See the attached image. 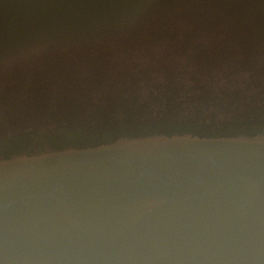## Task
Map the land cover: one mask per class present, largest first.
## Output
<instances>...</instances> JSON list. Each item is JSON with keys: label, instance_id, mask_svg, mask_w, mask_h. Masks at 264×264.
<instances>
[{"label": "water", "instance_id": "water-1", "mask_svg": "<svg viewBox=\"0 0 264 264\" xmlns=\"http://www.w3.org/2000/svg\"><path fill=\"white\" fill-rule=\"evenodd\" d=\"M0 264H264V134L0 160Z\"/></svg>", "mask_w": 264, "mask_h": 264}, {"label": "trees", "instance_id": "trees-1", "mask_svg": "<svg viewBox=\"0 0 264 264\" xmlns=\"http://www.w3.org/2000/svg\"><path fill=\"white\" fill-rule=\"evenodd\" d=\"M178 20L195 28L180 31ZM143 31L151 43L169 39L164 45L171 53L157 59L159 53H153L151 45L144 47L147 40L142 44L126 41L133 37L141 40ZM249 34L264 41V0L0 1V63L41 50H45L44 61L50 56L49 49L65 46L68 41L90 46L120 42L128 61L116 62L103 53L102 58L81 59L84 70H57L54 66L38 70L23 62L12 69V76L6 77L9 70L3 73L0 86L21 82V87L15 88L20 89L16 99L20 98L22 109L18 110L20 120L11 122L10 138L0 142V150L8 155L0 160L41 154L47 147H98L124 136L263 134L264 93L255 91L260 89L257 83L262 84V70L251 73L252 83L243 90L255 91L251 104L246 94L241 100V89L230 95L214 86L213 77L208 78L218 75L222 54H229L219 49L241 47L235 39ZM226 38L234 40L233 44L216 42ZM201 39L211 42L198 44ZM236 51L230 56L241 54ZM211 55L219 57L208 59ZM205 58L211 66L202 67ZM198 69L205 78H196ZM113 74L117 76L110 77ZM233 99L241 100L242 105L234 104ZM221 112L229 117L219 128L215 123Z\"/></svg>", "mask_w": 264, "mask_h": 264}, {"label": "flooded vegetation", "instance_id": "flooded-vegetation-1", "mask_svg": "<svg viewBox=\"0 0 264 264\" xmlns=\"http://www.w3.org/2000/svg\"><path fill=\"white\" fill-rule=\"evenodd\" d=\"M231 29H233V26L231 27ZM248 36L249 37L243 38L241 40L235 39L237 42L236 44L240 45L241 47L227 48L224 46L223 48L219 49V51L223 49L224 53L229 52V54L228 55L222 54L223 55L221 58L222 61L220 63L221 70L218 72V75L215 76L214 75L215 73H213L212 76L208 77L210 74L209 73L207 77L208 78L213 77V79L216 81L215 87L218 86V87H222L228 90L227 92L230 95L233 93L232 91H234L235 89L236 90L241 89L242 90L241 100L244 99L243 95L246 94L247 102L249 101L248 104H251L252 102L251 95L254 94L255 91L264 93V89L260 88L261 86L259 85L261 84H259L258 82L257 86L258 88H260L259 90L250 91L252 93H247L246 91H243V90H245L244 88L249 86L252 83L251 77H250L251 73H253L254 71H258V70L259 72L260 70L264 71V55L259 54V52H262V53L264 52V41L258 40V38H256V36L252 34H249ZM134 40H136V38L133 37V40H131V38H128L126 41L135 42ZM146 40L148 41L149 45H151L152 47H156V48H151V50H154L153 53H159V55L157 56V59H159L161 56L167 57L168 54L171 53L170 50L166 48H159L157 44L151 43L149 39L146 38ZM218 41H220L221 44L222 42H224L225 45H231L234 42V40H232L231 38L216 40V42ZM166 42L170 43V40L167 39ZM210 42H211V39L207 41V43H210ZM108 43L109 44L98 43L95 46H90V44L86 42L74 43L73 41H68V43H66L65 46H61L55 49H49L50 56L46 58L48 60L45 59L44 61H41V58L43 56L42 53L45 52V50L37 54L36 57H33L37 52L35 51L30 55H22L14 59H10V58L5 59L4 60L5 63L4 62L0 63V67H5L4 64H6L7 69L10 72L9 76L7 77H10L12 76V69H15L16 66H18L19 64L23 62L28 67L34 65V66H37L40 70L45 69V67L47 66H54L55 68H57V70H59L61 67H64L67 69L78 67L79 69L84 70L86 66L84 64H79V61L81 59H91L92 60L93 58H96V57L102 58L101 54L103 53H108L109 57L114 58L116 62H120V61L128 62L127 57H125V54H124L125 50L121 49L120 46L118 45V43L120 42L114 43L111 41ZM114 44L117 46V48L112 47V45ZM236 50L240 51L241 54L230 56L231 51L237 52ZM108 54H105V55H108ZM216 57H219V56L211 55L210 58L208 59H214ZM33 58H35L34 61H33ZM233 60H236V61H233ZM208 61L210 60H207V58H205V60L203 61L205 63L202 64V67H206L207 64L209 63L211 66L212 62H208ZM119 70H121L122 72V68H120ZM115 76L117 75L113 74V76H110V77L114 78ZM1 81L2 80H0V82ZM202 81H205V80L203 79ZM47 82H44V83L46 84ZM62 84L63 83H60V85ZM8 87H10V89ZM15 87H21V82L14 81L12 85L0 86V142L5 137L10 138L9 136H11L12 128H13V126H11V122L16 124L18 120H20L18 110H19V107H21L22 109V103L19 101L20 98L16 99L17 96H20V94H18L20 89L15 88ZM45 92H48V90H45ZM62 92L63 90L61 89V91L57 92V95H59ZM241 100L238 101L236 99H233L231 101L234 104L242 105L240 103ZM219 111H221V109H219ZM211 112L215 113L216 111L212 110ZM217 116H218L217 121L219 122H216L215 125L217 124L220 128L221 127L220 124L224 123L226 121V117L227 116L229 117V115L223 114L221 112V113H217ZM219 116L224 117L225 119H219ZM214 134L217 135V133H214ZM36 149L37 151H39L38 148ZM46 150L51 151V148L47 147ZM31 155H34V154H31ZM7 156L8 155L5 154L4 149L0 150V157L3 158Z\"/></svg>", "mask_w": 264, "mask_h": 264}, {"label": "rangeland", "instance_id": "rangeland-1", "mask_svg": "<svg viewBox=\"0 0 264 264\" xmlns=\"http://www.w3.org/2000/svg\"><path fill=\"white\" fill-rule=\"evenodd\" d=\"M189 11H192L191 9L189 10ZM183 13V12H182ZM215 21V20H214ZM189 26H192V28L191 29H194L195 28V26L194 25H190V23L188 24V23H186V22H183V21H181V20H178L177 21V28L181 31V30H183V29H188L189 28ZM146 31H143L142 32V35H141V38H143V39H141V40H136L135 42H133V43H136V44H142L143 42H144V40H146ZM197 38V37H196ZM203 40H205V41H208V40H206V39H201L199 42H198V44L199 43H203L204 41ZM144 43H146V44H144V47H148L149 46V43L148 42H144ZM148 43V44H147ZM155 43H159V48H166V45H164V44H166L167 42H162V41H160V42H155ZM155 43H153V44H155ZM112 47L113 48H117V46L114 44V45H112ZM153 48H156V47H153ZM202 48L204 49V47L202 46ZM162 50V49H161ZM41 51H43V50H41ZM41 51H39V52H37L33 57H36V55L37 54H39ZM154 51V50H153ZM158 52V51H157ZM36 67V69H38V67L37 66H35ZM201 69V68H200ZM200 69H198L197 71V74H199V77L197 76L196 78H205V76L204 75H202V71L201 72H199V70ZM7 66H5V67H0V71H2V72H0V80H2L3 81V79H1V75L3 74V73H6L7 72ZM39 70V69H38ZM262 73H264V71H262ZM6 77H7V75H6ZM261 78L263 79V81H262V84H261V87L260 88H263L264 89V74H261ZM2 86V85H1ZM215 86V85H214ZM250 93H252V92H250ZM221 116H223V115H221ZM221 116H219V119H225L224 117H221Z\"/></svg>", "mask_w": 264, "mask_h": 264}]
</instances>
